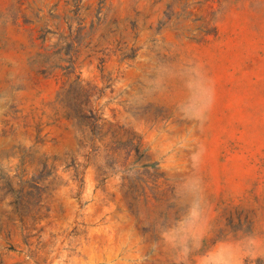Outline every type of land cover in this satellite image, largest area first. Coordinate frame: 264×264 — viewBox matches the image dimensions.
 I'll use <instances>...</instances> for the list:
<instances>
[{"label":"rangeland","instance_id":"rangeland-1","mask_svg":"<svg viewBox=\"0 0 264 264\" xmlns=\"http://www.w3.org/2000/svg\"><path fill=\"white\" fill-rule=\"evenodd\" d=\"M0 264H264V0H0Z\"/></svg>","mask_w":264,"mask_h":264}]
</instances>
